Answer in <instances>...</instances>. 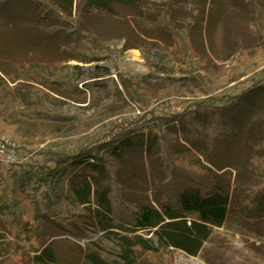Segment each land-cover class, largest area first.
Here are the masks:
<instances>
[{
  "label": "rangeland",
  "instance_id": "obj_1",
  "mask_svg": "<svg viewBox=\"0 0 264 264\" xmlns=\"http://www.w3.org/2000/svg\"><path fill=\"white\" fill-rule=\"evenodd\" d=\"M105 1L104 10L85 12V0H74V15L84 16L71 28L39 14L30 0H0V138L19 153L17 164L0 163V264H36L46 247L52 264H90V252L121 261L119 247L98 226L71 219L66 225L56 208L46 211L34 173H27H39L53 153L77 154L105 141L109 123L126 127L148 113L221 105L257 87L241 111L240 136L264 124V13L257 4ZM254 154H264V136L220 146L210 164L199 158L225 192L247 199L264 183L262 172L247 167ZM118 168L129 199L158 207L163 178L156 161L136 147ZM170 252L175 264H264V210L257 220L230 211L197 256ZM140 264H163L162 256Z\"/></svg>",
  "mask_w": 264,
  "mask_h": 264
},
{
  "label": "trees",
  "instance_id": "obj_2",
  "mask_svg": "<svg viewBox=\"0 0 264 264\" xmlns=\"http://www.w3.org/2000/svg\"><path fill=\"white\" fill-rule=\"evenodd\" d=\"M30 1L39 14L71 28L81 23L83 11L104 10L106 6L105 0H85L83 11L74 15V0ZM251 1L264 13V6L258 1L245 0ZM259 89L251 87L228 96L221 105H197L178 115L158 117L148 113L136 125L121 127L111 122L105 141L77 154L53 153L38 167L39 173H27H34L39 185L36 191L45 201L46 211L56 208L58 218L67 216L61 219L66 225L71 224L70 219L95 224L119 247L120 262L109 263L90 252L85 255L90 264L156 263L159 256L163 264H175L171 250L197 256L210 240L213 227H222L230 211L257 220L264 210V183L251 190L247 199L232 197L199 158L205 155L210 164V156L220 146L264 136V124L240 136L241 111ZM136 147L152 163L159 164L163 187L158 207L129 199L119 176L118 164ZM102 149L112 159L105 157ZM246 164L264 174V154L250 155ZM104 181L106 186L102 185ZM9 208L17 209V202L12 201ZM33 261L56 263L51 247L43 249Z\"/></svg>",
  "mask_w": 264,
  "mask_h": 264
},
{
  "label": "built area",
  "instance_id": "obj_3",
  "mask_svg": "<svg viewBox=\"0 0 264 264\" xmlns=\"http://www.w3.org/2000/svg\"><path fill=\"white\" fill-rule=\"evenodd\" d=\"M19 162V153L16 143L10 139L0 138V163L17 164Z\"/></svg>",
  "mask_w": 264,
  "mask_h": 264
}]
</instances>
